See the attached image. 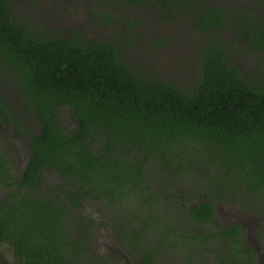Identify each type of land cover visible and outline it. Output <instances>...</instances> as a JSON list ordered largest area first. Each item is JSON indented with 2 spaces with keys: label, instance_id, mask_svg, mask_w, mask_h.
Wrapping results in <instances>:
<instances>
[{
  "label": "trees",
  "instance_id": "16d2710c",
  "mask_svg": "<svg viewBox=\"0 0 264 264\" xmlns=\"http://www.w3.org/2000/svg\"><path fill=\"white\" fill-rule=\"evenodd\" d=\"M9 1L0 0V79L22 92L41 125V132L33 131L28 142L31 146L30 175L40 166L60 165L62 178L75 186L77 193L73 197L78 202L84 193L100 199V192L104 190L100 187L102 183L107 184V180L104 182L107 172L97 171L98 163L108 164L109 172L117 168V175L123 168L132 167L135 169L133 181H138L141 176H151V187L141 194L132 190L129 172L121 178V186L114 189L122 197L127 195L126 198L136 199L139 195V200L141 196L145 199L146 208L141 210L143 228L146 235L153 234V239H145L147 243L143 246L152 251L143 247L142 260L136 264H163L158 258L168 260V242L172 232L180 229L174 221L189 219L186 222L193 223L188 230L199 233L215 223V207L209 200L198 201L189 207L190 201L185 195H170L158 188L155 184L158 173L155 174L153 168L147 172L146 165L149 161L156 163L160 173L175 164L181 165L189 156L201 160L207 143L209 147L215 146L225 152L221 156V165L228 180L219 182L221 193L231 195L239 185L248 197L254 192L260 194L262 199H256L255 203H240L235 211L240 213L246 209L254 217L260 215L258 219L262 222L264 74L251 68L245 70L246 67L232 58L226 42L216 40L213 35L232 28L246 51L255 53L258 62H263L264 15L257 14L252 7H242L241 0L235 5L228 4L230 11L216 3L200 6L198 0H97L99 6H111L109 3L114 1L130 7L157 4L162 14L171 19L178 14L190 15L194 30L208 38L204 39L206 42L200 51L198 71L191 76L190 86L185 87L152 74V67L141 57L138 63L130 61V52L125 51L128 46L122 48L119 40L89 41L76 31L69 37H53L49 30L42 35L34 34L33 30L27 34L24 21L19 20ZM101 12L102 26L108 24L110 16L111 20L115 18L116 13L112 11ZM161 40L154 39L153 43L160 44ZM4 65L7 67L3 68ZM9 71L12 78L8 76ZM59 111L67 112L69 126L73 129L60 123ZM198 167L202 168L201 164ZM119 179L112 176L109 184H116ZM242 179H245L244 183ZM28 180L26 175L21 183ZM98 180L99 187L91 182ZM83 182L89 185L86 191L79 185ZM230 187L231 193L227 191ZM218 188L204 190V197H218L221 195ZM5 191L0 220L8 227L0 223V237L5 230L8 239L18 243L15 262L93 264V259L77 262L76 257L59 253L60 248L55 242L59 240L60 231L53 226L48 231L40 229L47 232L40 240L29 238L28 244H23L19 239L26 235L22 227L28 214L27 193L23 192L24 187L1 190ZM133 193L138 195H128ZM148 197L153 204L147 201ZM132 203L128 201V204ZM170 203L178 207L177 214L171 213ZM51 206L54 204L49 200H42L41 205L33 208L39 222L43 218L47 223L54 222L57 219H51V215L62 214L61 208L57 211ZM201 217L210 223L203 224L198 220ZM228 229L240 231L242 227L231 223L224 230ZM198 233L187 236H198ZM130 234L135 236V230ZM123 239L119 235L121 245ZM43 241H46L45 246ZM136 241L139 243V238ZM131 250L128 249V253ZM131 253L134 259V252ZM11 259L13 256L8 261L12 262ZM95 259L97 264L103 263V258Z\"/></svg>",
  "mask_w": 264,
  "mask_h": 264
},
{
  "label": "flooded vegetation",
  "instance_id": "af4514ba",
  "mask_svg": "<svg viewBox=\"0 0 264 264\" xmlns=\"http://www.w3.org/2000/svg\"><path fill=\"white\" fill-rule=\"evenodd\" d=\"M56 3L57 0L50 1V4L53 5L51 7L56 6ZM94 5L95 9L91 7L90 10L94 12L93 16L95 23L100 24L99 14L102 13L101 11L103 9L98 8V5L96 4ZM25 7L29 12L28 14L32 15L39 11L40 5L37 4L36 0H31L30 5H25ZM26 9H24V11L27 12ZM65 14L69 15L71 22L75 20V18L70 16L74 15L71 8L65 7ZM111 18L112 17L110 16L109 22L105 28L113 24L114 18L113 20H111ZM62 19H59L56 24L61 25L60 22ZM23 23L27 34H30L32 30L34 34H44V30L39 24H31L26 21ZM74 28L75 27L72 26L65 31L57 28L56 30H51V35H53V37H69ZM166 61L170 60L163 58L162 62ZM6 67V65L3 66V68ZM8 76L10 78L13 76L10 74V71ZM21 94L22 92H18V89L7 84L6 80L0 79V211L4 210L2 202L6 196V191L1 192V190L7 188H10V190H17V187H24L23 192H26L28 196L26 205L28 214L26 215L22 227V230L23 232H26V235L19 240L25 245L28 244L29 238L40 240L42 236L47 235V232H43L40 229L46 228L48 231V229L53 226V228H57V231H60L59 240L55 242L56 246L60 248V251H58L59 253H64L67 257H70L69 255H71V257H76L75 260H77V262L93 259L91 260V263L97 264L94 262L97 257L91 252L93 247L90 238H92L95 232L99 231L110 239L118 240L119 235L124 237L126 242L124 241L123 245L128 249H132L131 252H134L135 257L133 259V253L130 252V254L127 251L122 250L121 246L114 247L112 250H108L104 253L102 264L140 263V260H142L143 244L147 243L145 239L153 237V234L146 235L143 228L144 224L141 210L146 208L145 199L141 196L139 200V195L134 193L128 195H138L136 196V199L126 198L127 195H124V197L119 196L114 188H119L121 186V178L128 174L132 184V190H136L141 194L145 192L148 187H151L149 186L151 176L147 178L141 176L138 181H133L132 175L134 172L132 171L135 169L132 167L131 169L123 168L117 175V168H112L113 170L109 172L108 164L102 165L101 163H98L96 165V167H98L97 171L107 172L106 178H104V182L107 180V184H101L99 180L96 183L91 181L98 187L101 184L100 188L104 189L102 193L100 192V199L94 198L93 194L84 193L85 196L78 202L75 201L73 197L74 193H77L75 186L74 184L72 186V184H69L66 182L67 180L62 178V167L60 165L56 167L40 166L30 175L28 173V163L31 157V146L28 142L33 131L35 133L41 132V125L39 124L37 115L32 112V105L29 104V100ZM59 112L58 118L60 123L73 129V127L69 126L67 112L65 111L62 115H60ZM71 125L74 126V124ZM152 168L155 173L156 163L154 164V162L149 161L145 170L148 172ZM37 173L39 174L38 176ZM25 174L29 177V180L21 183V180L26 178ZM112 176L120 178L116 181V184L113 185L112 183L109 184V180ZM76 185H78V182H76ZM79 185L82 186V191H86L89 186L86 182L80 183ZM220 186L218 190L221 193ZM232 187L227 191L231 193ZM154 193L157 192L154 191ZM224 195H226V193ZM224 195L221 193V195H217L218 197L205 198L204 190L199 191L195 195H191L190 192L187 193L188 198L186 199L190 201V204H188L189 207L196 204L198 201H212V204L215 207V215L213 218L215 223L212 225L214 229L201 230L202 232L200 231L198 233L194 230H188L193 223L192 221H190V223L186 222L189 221V219L185 218L184 221L181 218H178L176 221L173 220L180 229L172 232L171 239L168 242L170 245V252L167 254L168 260L165 261L164 259L158 258L160 263L264 264V234L263 232H260L261 229H263L262 225H260L261 221L258 219L260 215L254 217L251 215L252 213L246 209L238 213L233 208L236 205L235 202L237 200L241 203H246L247 201L255 203L257 201L256 199H262L263 197L255 192L252 196L250 195L248 197L246 195V198L231 197L229 193H227L226 197ZM36 197L42 199L38 200ZM42 200H49L50 203H53L54 207L51 206V209L53 208V210L58 211L59 208H61L62 214H57L58 216H53L54 214L51 215V219L53 217L57 219L54 222L47 223L44 218L40 222L37 220L33 208H37V204L41 205ZM129 200L133 203L128 204ZM147 201L153 204V201L150 200L149 197ZM81 202H88L89 204L92 203L94 205L93 216L91 214L80 212L79 206ZM238 204L240 205V203ZM31 208L32 211L29 210ZM198 220L202 221L203 224L210 223L206 222L208 220L203 217ZM0 223L4 227H8L7 223H2V220H0ZM231 223H238L242 229L240 231H233L230 229L225 231L224 229L231 225ZM249 228L251 230H249ZM131 230H135V236L130 234ZM197 233L198 236H187ZM174 237L177 238L175 239ZM136 238H139V243L136 241ZM64 239H66V241ZM175 243L178 245L172 246ZM16 244L18 243L12 242L8 239L4 230L0 237V264H18V262H15L14 257L17 248H19ZM42 244L45 246L46 241H43ZM144 249L152 251L150 247H144ZM6 253L13 255V259H11L12 262L8 261V258L5 255ZM122 254H124L125 259L122 257ZM153 254H156L155 250H153ZM116 257L118 258L117 260Z\"/></svg>",
  "mask_w": 264,
  "mask_h": 264
},
{
  "label": "rangeland",
  "instance_id": "374dc122",
  "mask_svg": "<svg viewBox=\"0 0 264 264\" xmlns=\"http://www.w3.org/2000/svg\"><path fill=\"white\" fill-rule=\"evenodd\" d=\"M30 1H9L10 6L19 15L20 21L39 24L44 31L56 30L57 28L65 31L73 26L75 28L72 32L76 31L81 37L89 41L114 42L119 40L122 48L128 46L125 51L130 52L128 54L130 61L138 63L142 58L143 62L145 61L148 66L152 67L154 71L152 74L164 79H171L178 85H185V87L190 86L192 82L191 76H194L198 71L200 51H202L206 42L204 39L208 37L194 30L190 15L182 16L178 14L171 19L162 14L161 8L157 4L148 6L141 4L130 7L128 4L114 1L109 3L111 6H99L100 2L97 0H57V5L54 7H51L53 5L50 4L52 0H36L37 4L40 5L39 11L29 15L25 5L29 6ZM237 1L222 0L221 2L218 0L215 2V0H198L197 3L200 6L202 4L216 3L230 11L228 4L235 5ZM249 1L241 0L239 2L242 3V7H252L254 12L263 16L264 0H254L251 3ZM94 4L105 11L116 13L112 25L105 28V26L95 23L94 12L90 10L91 7L95 9ZM65 7L72 9L74 15L70 16L75 18L73 22H71L69 15L65 14ZM59 19H62L61 25L56 24ZM213 36L220 42H226L232 58L240 62L244 68L246 67L247 69L245 70L251 68L253 71L264 74V61L258 62L259 59L254 56L255 53L246 51V47L241 45L239 36L237 34L234 35L232 28L221 30L217 35ZM159 38L162 39L160 44L155 45L153 43L154 39ZM249 53H252V55H247ZM163 58L170 61L162 62ZM59 114L62 115L63 112H59ZM204 149V155L201 160L189 156L181 165L177 166L175 164L173 168L165 169L160 173L156 167L155 174L158 173V177L155 180L156 186L162 188L170 195H185L186 197L188 192L191 195H195L199 191L219 187L221 185L219 182L222 183L228 180L222 173L223 168L221 165V156H224L225 152L215 146L209 147L207 143H205ZM200 164L202 168L198 167ZM242 182L244 183L245 179H242ZM233 195L242 197L248 195V193L244 191L242 186L237 185L234 188ZM238 203L241 202L237 200L235 202L236 205L233 207L234 209H237ZM177 209L176 205L170 203L171 213L177 214ZM79 210L84 214L93 216L94 205L85 202L80 204ZM260 225L263 228L260 232L264 234V216ZM211 228L214 229L213 226H207L203 229L208 230ZM249 230L251 229L249 228ZM90 241L93 247L91 252L98 258H103L104 253L114 247L121 246L122 250L128 252V248L125 245H121L118 240L110 239L99 231L93 234ZM5 255L8 259L13 256L10 253ZM122 257L124 258V254H122Z\"/></svg>",
  "mask_w": 264,
  "mask_h": 264
}]
</instances>
